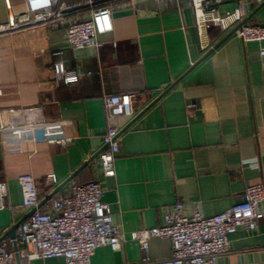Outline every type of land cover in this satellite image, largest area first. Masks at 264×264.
I'll list each match as a JSON object with an SVG mask.
<instances>
[{"label": "crops", "instance_id": "crops-1", "mask_svg": "<svg viewBox=\"0 0 264 264\" xmlns=\"http://www.w3.org/2000/svg\"><path fill=\"white\" fill-rule=\"evenodd\" d=\"M110 1L114 30L99 36L101 48H71L66 24L0 38V106L42 105L50 123L0 133V174L8 186L0 237L31 211L22 205L21 175L34 176L41 203L46 200L43 208L68 191L72 181L100 180L102 199L111 204L126 241L119 250L97 248L92 264H157L171 255V240L151 238V261H145L132 232L160 225L178 201L187 209L198 206L204 216L223 212L261 178L264 41L245 42L233 29L214 27L212 47L203 51L190 0L181 1L182 9L154 0ZM240 4L245 20L264 24V1L224 0L219 10L225 13ZM6 15L0 3V18ZM78 17L77 12L69 16ZM58 59L77 71L76 83H54ZM120 93L134 94V116L109 120L104 98ZM111 125L120 131V152L116 176L106 178L99 152ZM60 137L72 141L48 142ZM20 264L66 262L62 257L21 258ZM219 264H264V219L255 229L240 227Z\"/></svg>", "mask_w": 264, "mask_h": 264}, {"label": "built area", "instance_id": "built-area-1", "mask_svg": "<svg viewBox=\"0 0 264 264\" xmlns=\"http://www.w3.org/2000/svg\"><path fill=\"white\" fill-rule=\"evenodd\" d=\"M157 3H176L182 9V0H154ZM195 14V28L203 51L212 47L209 35L212 28L232 30L243 41H264V24L245 22L242 4L234 10L222 13L219 5L224 0H190ZM258 3L264 0H255ZM6 18H0V38L26 31H37L44 26L66 24V41L76 50L87 47L101 48L102 34L114 30L111 1L85 0L73 5L65 0H0ZM77 12L75 20L70 14ZM85 13L84 15H81ZM116 45L115 42H113ZM40 52H45L41 49ZM55 52V55L62 54ZM261 54L264 55L262 49ZM54 83L57 86L76 83L79 74L62 60L54 62ZM134 94H109L104 98L106 117L109 120L121 116L133 117ZM42 105L28 107L0 106V133L28 130L47 126ZM103 148L99 152L101 172L106 178L116 176L115 159L120 152V131L109 126L103 135ZM71 137L51 138L52 144L66 145ZM54 181L55 176L52 175ZM22 205L35 211L16 230L20 258L45 260L62 257L66 264H92V257L100 246L119 250L126 241L121 228L114 222L112 206L102 199L100 180L83 183L72 181L68 191L52 197L43 208L34 176L30 173L19 177ZM8 195L7 182L0 174V210L5 207ZM264 167L258 182L249 185L243 199L229 209L204 216L198 206L187 209L182 201L176 202L163 214L158 226L132 232L149 256V240L153 237L169 238L172 252L169 257L157 260V264H219V258L230 252L231 236L240 227L255 229L257 221L264 219ZM14 239L0 241V264H15Z\"/></svg>", "mask_w": 264, "mask_h": 264}, {"label": "water", "instance_id": "water-1", "mask_svg": "<svg viewBox=\"0 0 264 264\" xmlns=\"http://www.w3.org/2000/svg\"><path fill=\"white\" fill-rule=\"evenodd\" d=\"M247 20H245L246 22ZM58 191L55 190V192L53 194H55L56 192ZM46 202V200H44L41 205H43L44 203ZM35 211V209H32L28 216L29 217L33 212ZM23 221H20L16 224H14L3 236L0 237V241L7 238V237H11L14 239V242H13V246H14V251H15V260L17 262V264H20L21 263V258H20V255H19V252H18V242L16 240V230H17V227L19 226L20 223H22Z\"/></svg>", "mask_w": 264, "mask_h": 264}, {"label": "rangeland", "instance_id": "rangeland-1", "mask_svg": "<svg viewBox=\"0 0 264 264\" xmlns=\"http://www.w3.org/2000/svg\"><path fill=\"white\" fill-rule=\"evenodd\" d=\"M66 1H68V0H66Z\"/></svg>", "mask_w": 264, "mask_h": 264}]
</instances>
